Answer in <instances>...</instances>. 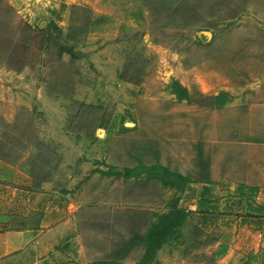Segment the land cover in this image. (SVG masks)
<instances>
[{
    "label": "rangeland",
    "instance_id": "374dc122",
    "mask_svg": "<svg viewBox=\"0 0 264 264\" xmlns=\"http://www.w3.org/2000/svg\"><path fill=\"white\" fill-rule=\"evenodd\" d=\"M158 166L264 195V0H0V173L63 193L29 216L28 193L0 187L12 225L43 230L0 264H135L147 228L201 191L164 185ZM235 214L187 223L152 264H218L222 242L263 249Z\"/></svg>",
    "mask_w": 264,
    "mask_h": 264
},
{
    "label": "crops",
    "instance_id": "0c3cea01",
    "mask_svg": "<svg viewBox=\"0 0 264 264\" xmlns=\"http://www.w3.org/2000/svg\"><path fill=\"white\" fill-rule=\"evenodd\" d=\"M256 141L258 145H261V140ZM208 169L206 167L205 172H207ZM242 169L240 170L241 173L243 172ZM211 171L212 168H210L209 172L211 173ZM190 179L191 181L188 184L189 186L187 189L201 185V191L199 190L200 192L193 193L192 196H190L191 198L188 204L189 208H186L189 212L188 222L192 223L194 228L208 230L207 227H211L210 230H212L214 226L221 225L220 223L227 226L222 220H224L225 217H232L233 214L236 213L237 215L235 214L234 216H239L238 218L240 220H235V231L240 230L238 231L239 233L248 232L258 236H261V234L264 233V209L262 210V207L264 206V195H261V188L259 189L257 187L256 192L251 195L236 193L234 190L229 194L224 193L222 190H224L225 186H228L229 188L232 184H235V182L230 183L228 180L223 179L211 182L206 180L198 181L193 178ZM27 182L28 185L25 184ZM23 183L25 186L22 184L11 183L10 180H7L4 175H1L0 173V187L5 188L10 185H15L23 191L25 196L26 193H28V204L26 203L25 205L29 211L27 213L29 216H31V213H33L34 210L40 208L39 206H41V204L42 206H45L52 196L50 191L58 193L59 195L63 194L62 191L51 190V188H48L51 182L45 183L46 186H44L43 190H40L41 193L31 187V178H28V181ZM245 183L248 184V182L243 181L239 183L237 182L236 185L241 186L245 185ZM194 194L196 196H193ZM39 195L41 196L39 197ZM0 202H2L1 195ZM215 203H217V205ZM12 213L6 211L5 205L0 203V259L16 252H20L34 242L37 235L43 231L42 229H38L37 226H32L31 221L28 219L25 222H15V225H12L14 217ZM237 221L239 223H237ZM45 224H40V228H43ZM223 228L224 227H222V232H226L227 229L224 230ZM222 244L223 248L220 247V249L215 252V254L219 256L218 264H226L228 263L227 261H229V264H233L230 263V261H232L231 259L234 253L241 255V257L238 256L240 259L239 264H264V248L262 249L260 246V240L256 244L254 250L250 252L244 250L238 251V245L235 246L237 247L236 251L231 242H222ZM242 246L244 247L243 244Z\"/></svg>",
    "mask_w": 264,
    "mask_h": 264
},
{
    "label": "trees",
    "instance_id": "16d2710c",
    "mask_svg": "<svg viewBox=\"0 0 264 264\" xmlns=\"http://www.w3.org/2000/svg\"><path fill=\"white\" fill-rule=\"evenodd\" d=\"M51 26L58 31V35L54 38L52 35L47 36L48 44L54 43L59 47V53L64 52V46L58 44V36H61V30L57 28L54 22H51ZM170 90L180 100L189 99V91L186 86L180 83L177 79H173L170 83ZM160 173L154 174V177L160 179L162 183L171 188H175L177 191L185 190L191 179L180 172L172 171L168 167L158 166ZM247 186L241 185L239 193L246 194ZM257 187L249 188L248 194H254ZM179 199H174L170 208L162 213L158 220L153 222L146 230L143 236L139 239L144 245V251L141 257L135 262V264H152L159 253V251L166 246L170 240L174 237L181 236V231L184 226L189 223V212L181 207ZM264 206L262 207V210ZM196 229V228H195ZM198 230V229H196ZM92 264H110L108 261H99Z\"/></svg>",
    "mask_w": 264,
    "mask_h": 264
}]
</instances>
